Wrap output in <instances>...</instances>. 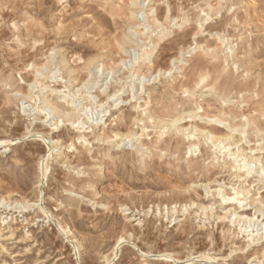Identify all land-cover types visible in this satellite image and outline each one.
Returning <instances> with one entry per match:
<instances>
[{"label":"rangeland","instance_id":"374dc122","mask_svg":"<svg viewBox=\"0 0 264 264\" xmlns=\"http://www.w3.org/2000/svg\"><path fill=\"white\" fill-rule=\"evenodd\" d=\"M0 264H264V0H0Z\"/></svg>","mask_w":264,"mask_h":264},{"label":"bare ground","instance_id":"6f19581e","mask_svg":"<svg viewBox=\"0 0 264 264\" xmlns=\"http://www.w3.org/2000/svg\"><path fill=\"white\" fill-rule=\"evenodd\" d=\"M132 2V1H131ZM144 4V3H143ZM142 4V5H143ZM141 11V10H140ZM143 11V10H142ZM161 26V25H160ZM149 37V36H148ZM121 45V44H120ZM227 50V49H226ZM211 51V53H214L215 52V50L214 49H211L210 50ZM99 71V70H98ZM207 95V94H206ZM230 100V99H229ZM73 105V104H72ZM71 105V106H72ZM42 110V109H41ZM65 117V119L66 118H70V117H72V115L71 114H68V115H63V118ZM211 119V118H210ZM222 122V121H221ZM189 126V125H188ZM187 126V127H188ZM180 127L179 126H177V128L176 129H178V130H180L179 129ZM205 130V129H204ZM216 131V130H215ZM208 133H210V132H208V131H206L205 130V132L203 133V135H207ZM125 136V135H124ZM210 136H211V139H214V140H218V139H220L222 142L223 141H226V137L224 138V137H222V138H220L219 136H216L215 134H210ZM46 140V139H45ZM221 144V143H220ZM194 149V148H193ZM252 153V152H251ZM252 155V154H251ZM229 157H231V155L229 154L228 155ZM255 159V158H254ZM44 164V163H43ZM40 167H41V170H42V177L44 176V174H43V172H44V170L46 169H42V167H43V165L41 164V165H39ZM48 168V167H47ZM246 175V174H245ZM226 200H228V201H231V202H235V198H228V199H226ZM119 244H120V242H119ZM117 247V246H116ZM116 247H114V248H116ZM113 248V249H114ZM114 251V250H113ZM114 253V252H113ZM143 254V253H142ZM161 256L163 257H166V258H169V257H171L170 255H168V254H161ZM158 257H160V256H158ZM172 258V257H171ZM193 259H189V260H187V261H185V262H191ZM252 262V261H251Z\"/></svg>","mask_w":264,"mask_h":264}]
</instances>
